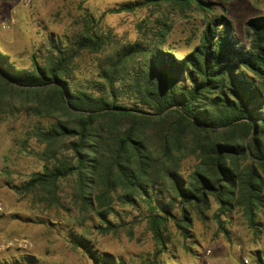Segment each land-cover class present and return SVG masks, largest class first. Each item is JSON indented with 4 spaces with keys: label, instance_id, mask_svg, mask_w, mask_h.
Segmentation results:
<instances>
[{
    "label": "trees",
    "instance_id": "obj_1",
    "mask_svg": "<svg viewBox=\"0 0 264 264\" xmlns=\"http://www.w3.org/2000/svg\"><path fill=\"white\" fill-rule=\"evenodd\" d=\"M163 5L206 17L199 43L180 60L162 42L119 45L99 32L90 14L70 37L50 38L45 58L34 55L29 69L0 50V117L13 112L12 100L19 96L31 102L26 111L50 120L30 133L41 149L27 151L43 162L42 170L14 190L65 208L60 185L72 183L69 205L81 223L97 220L94 228L102 235H118L121 215L138 210L159 254L169 251L171 225L187 240L195 219L205 220L214 206L212 219L227 238L222 218L237 211L259 239L264 17L247 21L244 43L213 0H143L109 13ZM85 56L94 58L95 71L79 78L75 69ZM190 158L195 164L183 172ZM71 234L95 264H127L97 254ZM254 257L264 264V251Z\"/></svg>",
    "mask_w": 264,
    "mask_h": 264
},
{
    "label": "rangeland",
    "instance_id": "obj_2",
    "mask_svg": "<svg viewBox=\"0 0 264 264\" xmlns=\"http://www.w3.org/2000/svg\"><path fill=\"white\" fill-rule=\"evenodd\" d=\"M143 0H0V50L19 68L29 69L32 57L45 58L50 38L65 39L78 31L90 14L99 21V32L119 45L139 42L163 43L175 50V59L189 53L206 29V17L198 10L163 5L138 8L133 12L109 13ZM216 12L225 11L244 43L248 42L246 23L264 17V0H213ZM161 33L165 36L162 37ZM95 61L85 56L76 66L79 78L91 77ZM22 97L12 100V113L0 117V241L28 239V249L14 247L0 254L6 264H95L82 248L73 244L72 232L83 238L97 254L121 258L127 264H257L256 252L264 251V234L256 239L241 213L234 211L225 220L229 238L219 231L212 212L205 220L195 219L190 238L185 240L171 225L168 253H157V246L138 210L127 208L121 215L118 235H102L94 228L97 220L81 223L69 205L71 184L62 182L59 195L65 208L49 207L35 194H18L21 186L43 162L27 153L41 146L30 136L50 121L29 113L31 105ZM22 102H25L22 103ZM193 158L184 161L183 172L191 170ZM117 210L122 208L117 205ZM70 210V211H69Z\"/></svg>",
    "mask_w": 264,
    "mask_h": 264
},
{
    "label": "built area",
    "instance_id": "obj_3",
    "mask_svg": "<svg viewBox=\"0 0 264 264\" xmlns=\"http://www.w3.org/2000/svg\"><path fill=\"white\" fill-rule=\"evenodd\" d=\"M3 213H4V206L0 203V216ZM31 245L32 243L28 239H14L8 241H0V254L14 247L28 249ZM244 264H249V260L247 258L244 259Z\"/></svg>",
    "mask_w": 264,
    "mask_h": 264
}]
</instances>
